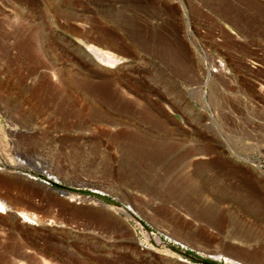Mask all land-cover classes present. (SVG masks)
Masks as SVG:
<instances>
[{"label": "rangeland", "instance_id": "1", "mask_svg": "<svg viewBox=\"0 0 264 264\" xmlns=\"http://www.w3.org/2000/svg\"><path fill=\"white\" fill-rule=\"evenodd\" d=\"M260 6L0 0V264H264Z\"/></svg>", "mask_w": 264, "mask_h": 264}, {"label": "bare ground", "instance_id": "2", "mask_svg": "<svg viewBox=\"0 0 264 264\" xmlns=\"http://www.w3.org/2000/svg\"><path fill=\"white\" fill-rule=\"evenodd\" d=\"M90 49H91V52H92V50H93V52L94 51H96V52H98V54H99V56H100V58H101V60H99V61H102L103 63H105V64H107V65H113L115 62H116V60L114 59V56H112L111 54H109L108 52H103V51H100V50H98V49H96L95 47H90ZM89 51V50H88ZM95 54V53H94ZM219 68H218V72L219 73H222V74H226L227 72H226V68L224 67V65H223V63L222 64H220L219 66H218ZM30 179H32V180H36V179H34V178H32V177H29ZM206 187L205 188H208L209 190L212 188L211 187V185H209V186H207V184L205 185ZM213 190V189H212ZM211 190V191H212ZM98 192V191H97ZM226 192V191H225ZM225 195V194H224ZM3 201V200H2ZM1 200H0V216H10V215H12V213H16V215L22 220V221H24V222H33L34 220H36V216H32V215H29V213H25V212H23V211H21V212H15L14 210L16 209H14V208H11L10 206H7L4 202H2ZM121 209V208H120ZM129 211V210H128ZM125 212H126V210H125ZM129 213V212H128ZM13 215H15V214H13ZM35 222H37V221H35ZM32 224V223H31ZM34 224V223H33ZM36 224V223H35ZM218 259H220L221 257L220 256H216ZM23 263V262H22ZM228 263H231V264H240V263H237V262H235V261H232V260H228Z\"/></svg>", "mask_w": 264, "mask_h": 264}, {"label": "water", "instance_id": "3", "mask_svg": "<svg viewBox=\"0 0 264 264\" xmlns=\"http://www.w3.org/2000/svg\"><path fill=\"white\" fill-rule=\"evenodd\" d=\"M51 184L53 186L57 187L60 190H68V191L77 192V193H80V194L84 195L85 197L93 198V199H96L98 201H102L104 203L110 204V205H112L114 207L126 210V208H124L119 202H117V201L107 197L103 193H99V192H97L95 190H81V189H77V188L76 189L68 188V187L62 186V185H60L58 183H51ZM127 212H129V211H127ZM12 218H16V217H14V215H12Z\"/></svg>", "mask_w": 264, "mask_h": 264}, {"label": "crops", "instance_id": "4", "mask_svg": "<svg viewBox=\"0 0 264 264\" xmlns=\"http://www.w3.org/2000/svg\"><path fill=\"white\" fill-rule=\"evenodd\" d=\"M262 1H264V0H262ZM259 10L261 11V13H262L263 16H264V6H263V7L260 6Z\"/></svg>", "mask_w": 264, "mask_h": 264}]
</instances>
